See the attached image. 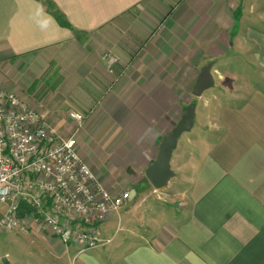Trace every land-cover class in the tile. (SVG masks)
Listing matches in <instances>:
<instances>
[{
	"label": "crops",
	"instance_id": "crops-1",
	"mask_svg": "<svg viewBox=\"0 0 264 264\" xmlns=\"http://www.w3.org/2000/svg\"><path fill=\"white\" fill-rule=\"evenodd\" d=\"M210 64L217 91L195 97ZM0 91L64 139L82 113L81 157L130 192L99 248L29 220L0 232V264H264V0H0ZM191 106L195 150L156 190L146 170Z\"/></svg>",
	"mask_w": 264,
	"mask_h": 264
},
{
	"label": "built area",
	"instance_id": "built-area-1",
	"mask_svg": "<svg viewBox=\"0 0 264 264\" xmlns=\"http://www.w3.org/2000/svg\"><path fill=\"white\" fill-rule=\"evenodd\" d=\"M69 117L78 129L85 121L77 111ZM78 129L64 139L42 113L0 91V232L27 233V221L35 220L80 253L106 243L100 228L119 215L130 192L108 191L79 153Z\"/></svg>",
	"mask_w": 264,
	"mask_h": 264
},
{
	"label": "water",
	"instance_id": "water-1",
	"mask_svg": "<svg viewBox=\"0 0 264 264\" xmlns=\"http://www.w3.org/2000/svg\"><path fill=\"white\" fill-rule=\"evenodd\" d=\"M212 67L213 65L210 64L202 69L192 92L195 97H200L215 85ZM195 109V106L189 107L178 125L163 139L158 158L146 170L147 179L156 190H163L168 187L170 182L177 176L172 168V157L174 151L178 148L180 137L193 129Z\"/></svg>",
	"mask_w": 264,
	"mask_h": 264
},
{
	"label": "rangeland",
	"instance_id": "rangeland-1",
	"mask_svg": "<svg viewBox=\"0 0 264 264\" xmlns=\"http://www.w3.org/2000/svg\"><path fill=\"white\" fill-rule=\"evenodd\" d=\"M245 76H247L248 78H256L257 76H256V74L254 73V72H251V73H245ZM218 83V82H217ZM217 88H218V86H217V84H216V86L215 87H212V88H210L209 90H207V91H205L204 92V96H209V95H211L212 93H214L215 91H217ZM225 91V90H224ZM196 99V98H195ZM28 104V103H27ZM199 104H200V107L199 108H201L202 106H203V104H204V101H201V102H199ZM29 105V104H28ZM206 126H207V123H206ZM197 130H198V126L195 128V130L193 131V133L192 134H189L188 136H183V137H181V139L179 140V145H180V147H179V150L177 151V155H181L180 156V159H176V157H175V160H174V163H173V166H172V168H173V170H178V167L180 166V162H183V161H186V160H188L189 159V157H190V155H191V152L192 151H194L195 150V148H193V146L188 142V137H189V139H193V140H196V136H197ZM206 130V129H205ZM211 136V134H209V137ZM180 179V176H179V178H174L170 183H171V185L169 186V188L168 187H166V188H164L163 190H167V189H171L172 187H177V188H179V184L178 183H176V182H178V181H180L179 180ZM176 183V184H175ZM162 190V191H163ZM6 209V206L5 205H3L2 203H0V213L2 212V211H4ZM20 233V232H19ZM15 234H17V231H6L5 232V234H3V235H15ZM117 235H123L122 233H117ZM116 235V236H117Z\"/></svg>",
	"mask_w": 264,
	"mask_h": 264
},
{
	"label": "trees",
	"instance_id": "trees-1",
	"mask_svg": "<svg viewBox=\"0 0 264 264\" xmlns=\"http://www.w3.org/2000/svg\"><path fill=\"white\" fill-rule=\"evenodd\" d=\"M54 15L56 16V18L58 19V21L63 25V26H69L64 17L62 16V14L59 11H55ZM23 214V213H22ZM23 216V215H22Z\"/></svg>",
	"mask_w": 264,
	"mask_h": 264
}]
</instances>
